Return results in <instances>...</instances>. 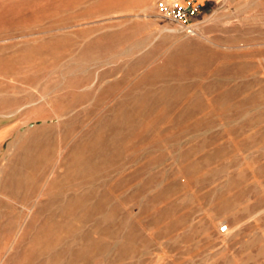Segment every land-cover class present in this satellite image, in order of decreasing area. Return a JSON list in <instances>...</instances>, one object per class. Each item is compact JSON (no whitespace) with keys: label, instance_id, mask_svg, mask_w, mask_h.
<instances>
[{"label":"rangeland","instance_id":"rangeland-1","mask_svg":"<svg viewBox=\"0 0 264 264\" xmlns=\"http://www.w3.org/2000/svg\"><path fill=\"white\" fill-rule=\"evenodd\" d=\"M158 1L0 0V264H264V0Z\"/></svg>","mask_w":264,"mask_h":264},{"label":"built area","instance_id":"built-area-1","mask_svg":"<svg viewBox=\"0 0 264 264\" xmlns=\"http://www.w3.org/2000/svg\"><path fill=\"white\" fill-rule=\"evenodd\" d=\"M203 5L197 0H160L156 4L157 15L180 27L186 34L195 35ZM222 232L227 228L222 227Z\"/></svg>","mask_w":264,"mask_h":264},{"label":"crops","instance_id":"crops-1","mask_svg":"<svg viewBox=\"0 0 264 264\" xmlns=\"http://www.w3.org/2000/svg\"><path fill=\"white\" fill-rule=\"evenodd\" d=\"M208 1V0H207ZM209 1H212V0H209ZM199 2V1H198Z\"/></svg>","mask_w":264,"mask_h":264},{"label":"bare ground","instance_id":"bare-ground-1","mask_svg":"<svg viewBox=\"0 0 264 264\" xmlns=\"http://www.w3.org/2000/svg\"><path fill=\"white\" fill-rule=\"evenodd\" d=\"M54 170V169H53Z\"/></svg>","mask_w":264,"mask_h":264}]
</instances>
